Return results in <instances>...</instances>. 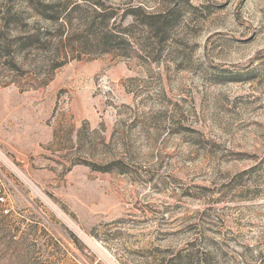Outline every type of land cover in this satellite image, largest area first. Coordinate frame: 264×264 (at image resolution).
Wrapping results in <instances>:
<instances>
[{"label":"rangeland","instance_id":"obj_1","mask_svg":"<svg viewBox=\"0 0 264 264\" xmlns=\"http://www.w3.org/2000/svg\"><path fill=\"white\" fill-rule=\"evenodd\" d=\"M0 39V264H264V0H0Z\"/></svg>","mask_w":264,"mask_h":264},{"label":"trees","instance_id":"obj_2","mask_svg":"<svg viewBox=\"0 0 264 264\" xmlns=\"http://www.w3.org/2000/svg\"><path fill=\"white\" fill-rule=\"evenodd\" d=\"M22 38L23 42L19 43L20 45L17 43L15 52H19L23 49L30 51L37 50L40 53L38 59H36L35 65H31L27 68L30 73L26 74L29 75L26 77V83L31 86H34L35 83L44 85L51 79L52 72L67 62L70 54H72L67 45H58L48 37L46 41H43L39 34H28ZM100 40H102V38ZM42 51H44V53H41ZM11 68L13 71L18 69L22 71L21 67L17 66L14 62L10 65V69Z\"/></svg>","mask_w":264,"mask_h":264},{"label":"built area","instance_id":"obj_3","mask_svg":"<svg viewBox=\"0 0 264 264\" xmlns=\"http://www.w3.org/2000/svg\"><path fill=\"white\" fill-rule=\"evenodd\" d=\"M4 201H5L4 191L2 187L0 186V203H3Z\"/></svg>","mask_w":264,"mask_h":264}]
</instances>
